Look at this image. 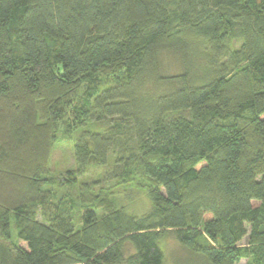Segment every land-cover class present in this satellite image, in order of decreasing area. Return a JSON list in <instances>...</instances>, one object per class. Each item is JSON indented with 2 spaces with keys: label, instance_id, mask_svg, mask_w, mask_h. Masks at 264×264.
I'll return each instance as SVG.
<instances>
[{
  "label": "trees",
  "instance_id": "16d2710c",
  "mask_svg": "<svg viewBox=\"0 0 264 264\" xmlns=\"http://www.w3.org/2000/svg\"><path fill=\"white\" fill-rule=\"evenodd\" d=\"M169 238L264 264V0H0V264H165Z\"/></svg>",
  "mask_w": 264,
  "mask_h": 264
},
{
  "label": "rangeland",
  "instance_id": "374dc122",
  "mask_svg": "<svg viewBox=\"0 0 264 264\" xmlns=\"http://www.w3.org/2000/svg\"><path fill=\"white\" fill-rule=\"evenodd\" d=\"M169 63L172 69L166 70L168 73H174L178 70H175L177 67V61L173 58L169 59ZM86 84H84L79 90L77 96L72 100L73 104H76L79 101V97L83 95ZM65 125L60 126V131L58 134L57 142L51 152L49 167L51 170L52 177H59L61 174L67 170H77L75 163V143L79 132L65 133ZM86 129L88 130H98V126L95 123H90ZM99 131V130H98ZM100 173L93 171L92 174L89 173L85 180H92L97 178ZM138 181H144L142 175L139 173L137 177ZM149 182V181H147ZM137 191V190H136ZM119 202L123 203L124 206L134 209L137 213H142L148 210L149 204L147 199H144L142 194L139 192L135 193L133 201H128L126 196L123 195L119 197ZM259 202H254L255 206H258ZM79 214L77 213V216ZM248 239L242 242V245L247 244ZM203 242V241H202ZM162 248L165 254V264H205L200 258L194 256L191 250L184 248L174 239H166L162 242Z\"/></svg>",
  "mask_w": 264,
  "mask_h": 264
}]
</instances>
